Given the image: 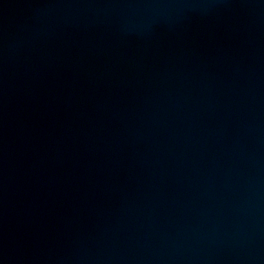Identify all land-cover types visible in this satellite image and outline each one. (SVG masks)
Returning a JSON list of instances; mask_svg holds the SVG:
<instances>
[{"label":"water","instance_id":"obj_1","mask_svg":"<svg viewBox=\"0 0 264 264\" xmlns=\"http://www.w3.org/2000/svg\"><path fill=\"white\" fill-rule=\"evenodd\" d=\"M0 264H264V0H0Z\"/></svg>","mask_w":264,"mask_h":264}]
</instances>
